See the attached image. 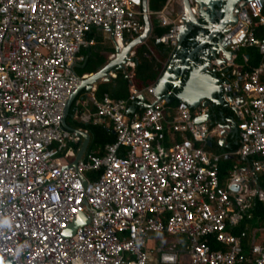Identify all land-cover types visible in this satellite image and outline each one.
I'll list each match as a JSON object with an SVG mask.
<instances>
[{"label": "built area", "instance_id": "2783aa9c", "mask_svg": "<svg viewBox=\"0 0 264 264\" xmlns=\"http://www.w3.org/2000/svg\"><path fill=\"white\" fill-rule=\"evenodd\" d=\"M136 5L0 0V264H264V239L251 233L245 250L231 233L255 198L264 203V38H256L262 0L246 3L247 17L229 44L234 53L255 48L259 67L239 72L233 58L210 63L222 90L236 97V155L245 168L220 182L222 156L205 150L215 129L195 122L207 108L180 101L167 117L162 99L130 113L143 104L136 89L127 100L92 93V124L111 127L115 141L102 155L75 159L70 143L81 138L63 120L83 80L73 71L77 56L94 44L92 31L119 49L125 34L140 35L143 26L130 17ZM196 10L192 4L193 16ZM159 23L169 29L159 44L175 47L183 21ZM167 135L180 140L165 147ZM163 233L182 237L183 250L156 249L150 235Z\"/></svg>", "mask_w": 264, "mask_h": 264}, {"label": "crops", "instance_id": "0c3cea01", "mask_svg": "<svg viewBox=\"0 0 264 264\" xmlns=\"http://www.w3.org/2000/svg\"><path fill=\"white\" fill-rule=\"evenodd\" d=\"M149 1L150 0H147L146 13L142 10V0H138V5H136L133 13L130 14L132 19L143 26V32L138 36L125 34L124 43L122 44L124 46L122 49L117 47V50L119 51L118 54L121 53L125 47L141 37L145 31L146 22H148L150 25L148 36L141 44L133 48L128 56L127 63L138 65L139 59L136 57V51L140 48H144L147 54L143 55V58L160 64L162 70L157 82L149 85L147 88H143V90H138L140 92L143 91V100L141 101L143 104H139L138 102V104L131 105L129 107V112H140L144 104H150L154 103L156 100L165 99L168 100L167 117H169L174 113L180 101H184L188 105L195 102L197 107H201L202 103H207V110L212 115V121L217 122V125L211 127L215 129V132L209 137L205 150L222 156L219 170H221V173L224 175L226 173L228 174V172L231 173L234 167H237L238 170L245 168L244 163H241L236 155L238 151L237 127L239 119L230 106V101L235 100L236 97L222 90L221 81L211 70L210 64L214 61L218 62V60H221L222 56L221 54L216 56L215 53H213V47L216 41H207V37L209 36L207 28L210 26H217L221 21V17L216 18L214 16L215 18H213L211 12L205 9L201 10L200 13L196 10V15H194L197 20L196 22L205 28L199 30L186 24L184 30L188 34L185 35L181 44H176L175 47L163 46L158 42L161 37L155 35V28L161 27L159 23L160 18L168 17L172 22L175 21V19L182 18L181 0H168L165 8L159 13L149 10ZM263 30L264 26L257 28L258 32ZM90 35H92V38L89 39L93 41L94 44L80 50L77 56V64L73 69L77 78H83V83L70 97L68 115L65 119V125L68 128L66 130L81 138V141L78 143H70L71 147L77 149L75 159L83 147L85 135L88 134L87 131L78 128V125L92 124L95 116V111L90 103L92 93L94 92V96H96L98 86L103 84L110 85L111 92L115 91L117 86L112 84V81L116 80L118 71L125 74L126 79L134 77L133 72L128 73L129 70L133 71L134 69L126 68V63L122 69L114 70L108 73L105 78L91 82L90 78L94 74L86 72L85 70L91 67V65L97 64L98 58H105L107 62L97 71V73H99L107 65L114 62L118 54L116 53L111 37L96 31H93ZM166 49H169L167 53ZM243 50L244 49H240L239 51L243 53ZM236 57H233L234 61ZM87 60H90L91 65L84 68ZM244 61H246V59ZM235 67L239 72H244L242 66L235 65ZM231 80L230 77L229 81ZM262 81L264 82V80ZM147 89H153L154 94L148 95L145 91ZM71 123L78 127H72ZM176 138H178L176 135H167L164 146H172ZM89 142L90 136L84 153H87ZM103 152L104 148L97 149L95 152L92 151V153L96 155H102Z\"/></svg>", "mask_w": 264, "mask_h": 264}, {"label": "trees", "instance_id": "16d2710c", "mask_svg": "<svg viewBox=\"0 0 264 264\" xmlns=\"http://www.w3.org/2000/svg\"><path fill=\"white\" fill-rule=\"evenodd\" d=\"M168 0H150L149 1V10L155 13L161 12ZM263 15H264V8H263ZM93 32V31H92ZM91 32V33H92ZM169 32L168 28H155V35L157 37H162ZM92 38V35L87 37ZM257 39L264 38V30L257 31L256 33ZM162 47V46H160ZM169 50V49H168ZM166 49V53L168 52ZM147 54L144 48H140L136 51V57L139 59V64L135 65L133 71L129 70L128 73L133 72V78H125V74L118 71L116 74V80L112 81V84L117 86V89L111 92L110 85L103 84L98 86L96 91V98L101 99L104 95L109 96L112 100H127L131 95V91L133 89L136 90H143V88H147L149 85L154 84L157 82L159 76L161 75L162 67L160 64L156 63L152 60H147V58H143V55ZM246 59V62L244 60ZM107 60L105 58H98L97 64L91 65L90 60H87L85 63L84 68L88 65H91L86 72H90L91 74L97 73L100 70ZM235 65L242 66L244 72H251L254 69H257L259 65L262 63V59L258 54V51L255 48H247L243 50V53L238 51L237 57L234 61ZM83 73V72H82ZM139 86V87H138ZM231 113V111H230ZM70 124V122H69ZM72 125V123H71ZM79 126V127H78ZM72 125V127L81 128L88 132L90 136V142L87 147V152L96 151L97 149H102L104 146L108 144H112L115 141V135L112 132L111 127L101 126V125H94V124H81V125ZM178 136V135H176ZM180 137L176 138V141H179ZM230 172L225 175L221 173L219 170V180L221 183L229 176ZM91 177L96 175H92L89 173ZM98 175V174H97ZM258 185L261 189H264V178L260 177L258 181ZM258 223L261 228L264 229V203L260 202L257 198L253 201V206L247 213L243 214L242 219L239 221V224L236 228H234L231 233L239 237L242 241V246L246 250L249 245L250 239V223L251 222ZM151 239L154 241V247L156 249H163V250H183L185 247V243L182 237L180 236H172L168 234H152L150 235Z\"/></svg>", "mask_w": 264, "mask_h": 264}, {"label": "water", "instance_id": "95a60500", "mask_svg": "<svg viewBox=\"0 0 264 264\" xmlns=\"http://www.w3.org/2000/svg\"><path fill=\"white\" fill-rule=\"evenodd\" d=\"M251 0H181V10H182V18L181 20L183 21V26L180 32V35L177 40V45L181 44L185 35L188 34L185 32L184 26L188 24V26H191L196 29H203L205 27L200 26L196 21V17L193 16L191 12V6L194 4L199 11L205 9L211 12L213 18L221 17V21L218 23L217 26H210L207 28L209 32V36L207 37V41H216L214 43V50L213 53L215 55L221 54L222 58L221 60H218V63L221 65H225L227 62L231 61L233 57H236V53L229 51V44H230V39L233 37L238 29L240 28L239 22L242 21L243 18L247 17V13L245 10L246 3ZM262 3L264 4V0H262ZM219 9V10H218ZM142 10L146 13L147 10V0H142ZM198 13V14H199ZM215 16V17H214ZM150 31V25L148 22H146L145 26V31L141 37H139L137 40L133 41L130 45L124 48L121 53L118 54L117 46L116 43L113 40L116 53L118 54L116 56L117 59H115L114 62L110 63L107 65L102 71H100L97 74H94L91 78V82H95L98 80H101L102 78H105L108 73L114 71V70H119L122 69V67L127 63L128 61V56L130 55L131 51L133 48L139 44H141L146 37L148 36ZM83 82L81 81V84ZM70 100L67 102V106L64 112V120H63V125L65 129H68L65 125V119L68 115V108L70 105ZM162 100V99H159ZM189 107L194 110L197 108V105L195 102L190 103ZM207 103H202L201 107L207 108ZM234 113H236L235 109H232ZM195 122L200 124V123H209L211 126L217 125V122L212 121V115L210 112L202 115L195 117ZM220 126V125H218ZM114 134V133H113ZM84 143L83 147L81 148L80 152L78 153L76 160L79 159L82 154L85 152L86 146L89 141V135L86 134L84 137ZM232 191H236L237 187L232 186L231 187ZM75 225L71 226L70 230L67 232V234L72 235L74 232Z\"/></svg>", "mask_w": 264, "mask_h": 264}, {"label": "rangeland", "instance_id": "374dc122", "mask_svg": "<svg viewBox=\"0 0 264 264\" xmlns=\"http://www.w3.org/2000/svg\"><path fill=\"white\" fill-rule=\"evenodd\" d=\"M135 1L138 2V0H135ZM249 227H250V232L253 235H255V239L257 242H260V240L264 239V231L258 223H255L253 221L250 223Z\"/></svg>", "mask_w": 264, "mask_h": 264}]
</instances>
